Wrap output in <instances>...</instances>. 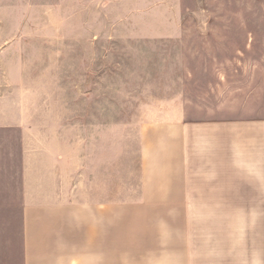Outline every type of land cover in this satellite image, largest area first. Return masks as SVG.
Wrapping results in <instances>:
<instances>
[{"label": "rangeland", "instance_id": "374dc122", "mask_svg": "<svg viewBox=\"0 0 264 264\" xmlns=\"http://www.w3.org/2000/svg\"><path fill=\"white\" fill-rule=\"evenodd\" d=\"M182 3L179 29L145 30L122 28L132 15L96 0H0V264L23 261L26 179L90 181L108 156L115 202L134 200L144 131L188 127L194 181L245 180L234 135L264 119V0ZM205 134L226 136L225 156L199 144ZM195 210L206 220L188 228L213 260L250 264L264 206Z\"/></svg>", "mask_w": 264, "mask_h": 264}, {"label": "crops", "instance_id": "0c3cea01", "mask_svg": "<svg viewBox=\"0 0 264 264\" xmlns=\"http://www.w3.org/2000/svg\"><path fill=\"white\" fill-rule=\"evenodd\" d=\"M96 1L102 12L114 5L122 7L118 12L131 14L135 24L122 27L131 29L177 30L184 8L182 0ZM188 130L178 125L172 132L142 133V176L132 185L136 190L131 201L115 202L108 156L101 174L93 163L90 181L52 180L56 172L51 171H44L41 181L26 179L22 264H228L213 260L207 236L187 223L206 220L196 218L195 207L264 206V119L236 124L234 147L243 167L238 174L246 177L233 186L224 175L194 181L188 152L195 137L189 140ZM199 138L209 152L217 145L219 156L226 155L225 135ZM215 159L212 155L210 162ZM251 235L250 264H264V224Z\"/></svg>", "mask_w": 264, "mask_h": 264}]
</instances>
